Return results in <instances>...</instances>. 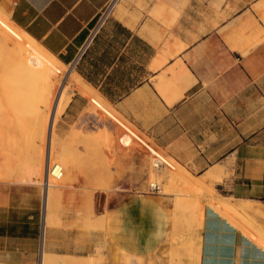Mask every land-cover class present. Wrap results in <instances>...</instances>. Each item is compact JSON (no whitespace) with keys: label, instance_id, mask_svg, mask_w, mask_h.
I'll list each match as a JSON object with an SVG mask.
<instances>
[{"label":"crops","instance_id":"crops-1","mask_svg":"<svg viewBox=\"0 0 264 264\" xmlns=\"http://www.w3.org/2000/svg\"><path fill=\"white\" fill-rule=\"evenodd\" d=\"M111 1L0 0V11L70 67L81 84L69 91L57 130L76 125L89 134L117 133L115 122L90 111L99 109L135 129L189 174L203 178L213 172L222 178L229 193L219 196L257 226L251 218H264V0H214V8L192 0L164 31L114 12L101 19ZM161 7L162 18L172 12L170 5ZM133 184L119 190L129 191ZM118 195L105 199L107 235L122 255L118 264H143V256L165 241L173 247L174 211L168 216L152 193ZM42 199L36 186L0 180V264H39L43 240L46 252L74 256L72 246H54L53 234L45 246ZM208 201L198 264H264V240Z\"/></svg>","mask_w":264,"mask_h":264},{"label":"rangeland","instance_id":"rangeland-1","mask_svg":"<svg viewBox=\"0 0 264 264\" xmlns=\"http://www.w3.org/2000/svg\"><path fill=\"white\" fill-rule=\"evenodd\" d=\"M190 1L192 0L183 2L181 0L179 2L177 0H112L105 13L114 12L120 17H139L147 23L150 22L159 31H164L175 26L183 5H188ZM206 1L209 2L208 8L218 5L213 2L214 0ZM161 5H170L172 11L164 14V18L159 12L162 10ZM194 5L197 4L191 3V6ZM17 31L16 37L0 30V180L19 181L40 188L43 197L41 218L43 224L44 220L47 221L45 246L48 244V234H53L51 236L54 237L53 244L56 248L72 246L75 257L67 254H53L44 250L46 255L44 264H91L94 258L101 260V264H103L102 259L104 264H118L122 255L121 252L112 248L107 235L109 205H105V199L108 196L116 197L119 196L118 194L125 193H152L165 205L168 216L171 211H174L173 247L170 242L165 241L155 253L143 256V264H198L200 238L197 243H193L190 241V235L199 230L201 223L193 222L195 225L191 223L193 225L189 226L188 222L194 216L193 211L180 210L175 204L177 200L190 204L197 199L196 202L202 204L209 199V187H207L209 185H206L201 192L189 189L185 178L175 175L180 172V169L189 173L185 168L165 151L155 147L135 129L116 122L94 107L90 111L101 119L107 118L115 122L118 131L113 133L108 129H97V132L89 134L85 126L77 129L76 125H73L70 130L61 133L57 130L61 114L57 117L50 157L53 164L59 162L66 168H63L64 176L60 183L56 179L52 182L53 179L49 178L55 186L49 189L47 208L44 207V181H41V185L38 182L40 175L36 172H34L35 176L32 174L37 163L45 159L46 155L47 136L42 123H44L45 110H48V106L40 111L37 104L39 98L37 99L38 94L34 85L36 81L33 84V80H36L38 76H36L37 72L35 74L33 71L39 72L38 65L43 66L44 62L33 59L34 62L31 64L33 60L26 62L21 55L17 57V50L20 51L21 48L14 46V41L23 32L18 27ZM37 61H40V64H37ZM65 68L64 74L59 76L61 82L71 81L73 79L71 77L75 78L70 67L65 66ZM65 73L69 76L66 77ZM17 76L20 82H17L19 79L13 81ZM32 76L33 80L30 78ZM12 84L16 89L12 87ZM69 90L70 88L67 89ZM151 148L155 153L151 151ZM155 155L163 162V168L157 169L153 166ZM132 172L140 174L141 177L133 180L125 179V175ZM87 174L93 177H78ZM202 176L194 175L196 179H202ZM131 181L134 183L133 189L119 190L121 184L130 187ZM153 183L159 186L158 191L149 190V185ZM222 184L223 179L220 178L213 181L211 186L217 195L228 196L229 192L227 189H222ZM201 207L198 214L202 216L203 209L205 210L207 206L203 209ZM251 219L258 227L264 228L263 217ZM69 230L74 231L76 235H65V232Z\"/></svg>","mask_w":264,"mask_h":264},{"label":"bare ground","instance_id":"bare-ground-1","mask_svg":"<svg viewBox=\"0 0 264 264\" xmlns=\"http://www.w3.org/2000/svg\"><path fill=\"white\" fill-rule=\"evenodd\" d=\"M0 30L5 31L9 35H15L16 32H18L16 25L14 23L10 22L8 17L5 16L1 12H0ZM19 36H18L19 38H16L14 41L15 42L14 46H19V48H21L20 51L17 50L18 51L17 52L18 55L16 54L17 57H20V55H21L22 57H24L26 59V62L32 61L33 59L34 60L40 59V60H42L41 62H44L43 64L41 63L43 66L38 65L39 66V72L33 71L34 73L37 72V74L35 73L36 76L38 75L37 78L34 75L36 80L32 79V78H34L33 76L30 78L33 80V84L36 81L35 82L36 84H34L36 87L35 86L34 87L36 88L35 90H36V93L38 94L37 99L39 98V100H38L39 102L37 100L36 101H37V104L39 105L38 107L40 108V111H42L44 107L46 108V106H48V110L50 111L49 112L47 109L45 110V117L43 119L44 123H42V128H43V124H44V128H43L44 133L47 135V138H48V141L46 143L45 159H42V161L40 160L37 163V165L35 166V170L32 173L33 176H35L34 172H36L40 175L39 176L40 180L38 181L40 184H41V181H44V183H43L44 191H45L44 192V207L47 208V200L49 199L48 198L49 197L48 191L51 187L55 186L54 183L50 182L53 178L51 179V177H50L51 180L47 179V168L53 164L51 162L52 160H51L50 154H51V149H53V138L52 137L55 136L54 135V133H55V131H54L55 122H56L57 117L60 114V112H62L63 108L69 102V91L74 90V88H79L81 86V84L74 77H71V78H73L71 81H63V82L59 81V76L60 75L62 76V74H64L63 70L65 68V65L62 62L55 59L46 50H44L38 43H36L25 32H21ZM34 60L32 61L31 64H33ZM37 62H38L37 64H40V61H37ZM28 64L29 63H27V65ZM25 67H26V65H25ZM65 74H66V77L69 76L68 73H65ZM14 76H16V75H14ZM22 78L23 77L21 76V79ZM17 79H19V80H17ZM25 79H27V77H25ZM63 79H65V78H63ZM15 80H17V82H20V78H18V76H17V78L15 77L13 81H15ZM18 85H19V83H18ZM12 87L15 88L14 85ZM69 88H70V90L67 91V89H69ZM15 89H13V90L15 91V93H17V91ZM31 90H33V89L31 88ZM33 93H35V92L33 91ZM39 114H41V113L39 112ZM38 120H37V122H38ZM43 120L41 119V121H43ZM39 126H41V124ZM49 137H50V140H49ZM158 163L163 164V162L160 159H158V158L154 159L153 166L158 165ZM57 164L60 165L62 168H66L65 166H62V163L60 164L58 162ZM170 167L173 168L172 164H170ZM175 175H177L179 177H184L185 181H186L185 183L189 187V189H191L193 191H198V192H201L204 189V187L207 185L206 179H219V177L216 178V175L213 172L207 173L206 175H204V177L202 179H199V178L196 179L194 176H192L191 174H189L187 172L182 171L181 169H180V172H177ZM63 176H64V174H62V176L56 180H58V182L60 180L62 181ZM52 182H54V179L52 180ZM150 186H155V183H153ZM210 186H211L210 184H209V186H207V187H209L208 188L209 201H216V203H219L223 208L226 209L228 215H234L237 218H239L241 220L242 225L245 228L251 229L254 232V234H256V236H258L259 238L264 240V231L261 230L260 228H258L257 226H255L244 214H242L239 210H237L233 206V204L230 202V199L217 195L215 193L213 187H210ZM200 197H202V196H200ZM200 200H202V199L200 198ZM196 201H193L190 204L187 202L185 204L184 202L177 200L176 204H175L180 210H187L188 209V210L193 211L194 216H193V219L189 220V222H188L189 226L193 225L194 224L193 222H196V223L202 222V216H201V214H198V210L201 206H202L201 208L203 209L205 202H203L201 204V203L196 202ZM207 201H208V199H207ZM206 204H207V202H206ZM179 214H180V212H179ZM228 215H226V216H228ZM46 216L48 217V215H45V217ZM191 223H193V224H191ZM45 226L47 228V221L45 222V220H44V229H45ZM197 226H198V224H197ZM198 238H200L199 230L195 231L194 233H192L190 235V241L193 243H197ZM43 246L44 245L42 243L41 255H40V264H44L45 259H46V255H45V251H44ZM93 260H95V262ZM93 260H92L93 262L91 261V264H93V263L94 264H101L102 263V262H100L101 260H98V258L97 259L94 258Z\"/></svg>","mask_w":264,"mask_h":264},{"label":"built area","instance_id":"built-area-1","mask_svg":"<svg viewBox=\"0 0 264 264\" xmlns=\"http://www.w3.org/2000/svg\"><path fill=\"white\" fill-rule=\"evenodd\" d=\"M106 14L107 13H105V11H104L101 19L103 17H105ZM156 158H157V155L154 156V159H156ZM154 167H156L157 169H160V168H163L164 166H163V164L158 163V165H155ZM62 174H63V168L60 165H58L57 163H54L50 167L47 168V179H49L50 177L53 179H59L62 176ZM158 187H159L158 185H156V186H150L149 185V190L151 192L158 191L159 190Z\"/></svg>","mask_w":264,"mask_h":264}]
</instances>
